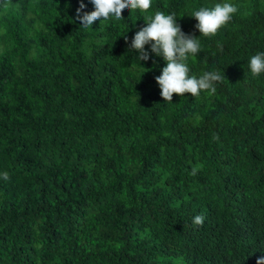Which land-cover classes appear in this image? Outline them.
<instances>
[{"label":"trees","instance_id":"trees-1","mask_svg":"<svg viewBox=\"0 0 264 264\" xmlns=\"http://www.w3.org/2000/svg\"><path fill=\"white\" fill-rule=\"evenodd\" d=\"M224 2L232 20L201 36L191 13ZM80 3L0 0V264H257L264 0H151L92 28ZM156 11L198 37L188 75H225L215 94L161 97L163 57L129 49Z\"/></svg>","mask_w":264,"mask_h":264},{"label":"clouds","instance_id":"clouds-1","mask_svg":"<svg viewBox=\"0 0 264 264\" xmlns=\"http://www.w3.org/2000/svg\"><path fill=\"white\" fill-rule=\"evenodd\" d=\"M94 10L85 12L86 5L81 0L80 7L76 10V17L84 28H92L95 21L123 18L122 12L125 9L140 10L146 12L151 7V0H90ZM237 12L236 6L231 3H217L212 8L201 7L191 13L198 23L195 28L199 30L201 36L208 37L215 35L222 26L232 20L233 14ZM146 26L142 27L131 40L129 49H134L139 53L140 61L150 59L152 53L157 57H163L166 66L162 68L161 75L155 77L160 87V95L166 102H172L173 94L184 96L190 93L193 97H198L200 92L208 91L215 94L217 82H223L225 75L219 71H205L199 78L189 76L188 60L190 56H195L201 50L200 40L194 34H186L177 23L175 13L165 14L156 11L154 16L146 18ZM127 43V37H125ZM150 45V51L145 46ZM248 69L255 78L264 72V52H259L250 57ZM213 139L218 140V136ZM197 169H193L191 174L195 175ZM4 180L9 179L7 172L2 174ZM203 215L193 218V226H202ZM257 264H264V256L257 260Z\"/></svg>","mask_w":264,"mask_h":264}]
</instances>
